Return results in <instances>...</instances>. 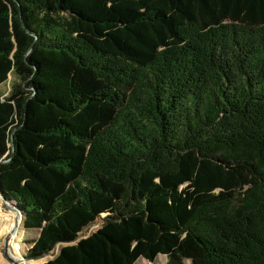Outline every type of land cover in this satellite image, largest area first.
<instances>
[{
  "label": "trees",
  "instance_id": "obj_1",
  "mask_svg": "<svg viewBox=\"0 0 264 264\" xmlns=\"http://www.w3.org/2000/svg\"><path fill=\"white\" fill-rule=\"evenodd\" d=\"M7 81L26 257L105 214L42 264H264V0H0Z\"/></svg>",
  "mask_w": 264,
  "mask_h": 264
},
{
  "label": "rangeland",
  "instance_id": "obj_2",
  "mask_svg": "<svg viewBox=\"0 0 264 264\" xmlns=\"http://www.w3.org/2000/svg\"><path fill=\"white\" fill-rule=\"evenodd\" d=\"M9 83L10 81H7L3 85L0 86V92L3 93V95H6L9 89ZM1 201V198H0ZM1 204V202H0ZM1 208V207H0ZM5 209V208H4ZM0 216V264H29L26 261L17 260V256L15 255H9L8 254V245H9V239L5 241V236L8 232L7 228L9 225V222L7 220H4ZM110 221V218L107 217V215L103 214L101 215L94 223L89 225L85 230H83L79 235L75 236L72 239H68L64 242H57L53 249H51L49 252L43 255H35V256H25V253L27 251V248L30 247V244L27 243L28 241L32 240L35 237L34 233H28L23 234L21 231L22 225L20 223L19 226V233L15 236V243L18 246L17 251L20 253L21 256L25 260H31L32 264H42L43 262L47 261L48 259L52 258L57 252L60 250V248L67 244V243H74L78 239L89 235L93 231L97 230L101 226L107 224ZM13 236V234H12ZM20 241H24L25 243H20ZM185 264H191L190 260H185ZM134 264H167V258L163 255H159L154 262H149L148 260L144 258H139Z\"/></svg>",
  "mask_w": 264,
  "mask_h": 264
},
{
  "label": "water",
  "instance_id": "obj_3",
  "mask_svg": "<svg viewBox=\"0 0 264 264\" xmlns=\"http://www.w3.org/2000/svg\"><path fill=\"white\" fill-rule=\"evenodd\" d=\"M0 198H1V201L5 204V205H8V204H11L12 202L10 200H7L3 194L0 192ZM13 207V210H14V222H13V226L11 227V229L8 230L6 236H5V241H7L8 239L11 238L12 234L15 233V231L19 230V226H20V223H21V219H22V213L20 211V208L19 206H17L16 204L13 203L12 205Z\"/></svg>",
  "mask_w": 264,
  "mask_h": 264
},
{
  "label": "bare ground",
  "instance_id": "obj_4",
  "mask_svg": "<svg viewBox=\"0 0 264 264\" xmlns=\"http://www.w3.org/2000/svg\"><path fill=\"white\" fill-rule=\"evenodd\" d=\"M11 211L14 213V210H13V208H11ZM14 234V233H13Z\"/></svg>",
  "mask_w": 264,
  "mask_h": 264
}]
</instances>
